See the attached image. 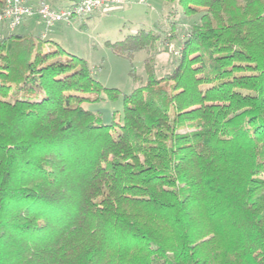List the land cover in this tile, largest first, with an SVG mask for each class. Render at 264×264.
I'll use <instances>...</instances> for the list:
<instances>
[{
  "label": "trees",
  "instance_id": "trees-1",
  "mask_svg": "<svg viewBox=\"0 0 264 264\" xmlns=\"http://www.w3.org/2000/svg\"><path fill=\"white\" fill-rule=\"evenodd\" d=\"M161 1L195 19L109 43L177 57L120 122L84 58L0 22V264H264V0Z\"/></svg>",
  "mask_w": 264,
  "mask_h": 264
},
{
  "label": "rangeland",
  "instance_id": "rangeland-1",
  "mask_svg": "<svg viewBox=\"0 0 264 264\" xmlns=\"http://www.w3.org/2000/svg\"><path fill=\"white\" fill-rule=\"evenodd\" d=\"M166 18L174 20L178 30L186 29L195 19L185 17L179 9L161 0H121L120 3L109 4L60 24L47 26L37 19L38 23H34L35 30L27 34L42 37L44 33L42 38L47 41V45L53 46L51 41L56 42L68 52L84 58L91 67L93 76L103 87L108 91L118 89L116 97L111 98L105 94L100 101L84 102L82 105L99 113L103 123L113 120L120 122L122 94L130 93L145 80L144 59L150 53L153 55L155 75L159 77L172 71L177 64V57L167 51L149 52L144 49L136 51L128 59L117 55L109 43L122 40L140 28H167L169 24ZM27 24L22 23L13 31L26 33ZM162 47L158 42L156 48ZM131 71L139 80H134Z\"/></svg>",
  "mask_w": 264,
  "mask_h": 264
},
{
  "label": "built area",
  "instance_id": "built-area-1",
  "mask_svg": "<svg viewBox=\"0 0 264 264\" xmlns=\"http://www.w3.org/2000/svg\"><path fill=\"white\" fill-rule=\"evenodd\" d=\"M121 0H72L65 6H55L49 1L40 0L30 3L27 0H5L0 12V22L10 31L19 26L25 18L37 17L47 26L58 22L70 21L73 17L87 15L97 9ZM179 50L173 52L178 53Z\"/></svg>",
  "mask_w": 264,
  "mask_h": 264
},
{
  "label": "crops",
  "instance_id": "crops-1",
  "mask_svg": "<svg viewBox=\"0 0 264 264\" xmlns=\"http://www.w3.org/2000/svg\"><path fill=\"white\" fill-rule=\"evenodd\" d=\"M68 3H70V2H68V1H66V0H59V4L60 5H62V6H65V5H67ZM37 17H29V18H25V20H23V22L22 23H28L27 24V26L25 27V28H27L26 29V33L27 32H29V33H31L32 31H34L35 30V24L34 23H38L37 22ZM21 23V24H22ZM59 24L61 23V22H58ZM20 24V25H21ZM34 33V32H33ZM44 36V33H42V37ZM44 38V37H43Z\"/></svg>",
  "mask_w": 264,
  "mask_h": 264
}]
</instances>
